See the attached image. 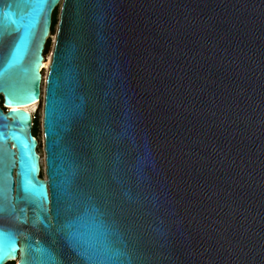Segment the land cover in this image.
<instances>
[{
	"label": "water",
	"instance_id": "water-1",
	"mask_svg": "<svg viewBox=\"0 0 264 264\" xmlns=\"http://www.w3.org/2000/svg\"><path fill=\"white\" fill-rule=\"evenodd\" d=\"M0 0V264H264V0Z\"/></svg>",
	"mask_w": 264,
	"mask_h": 264
},
{
	"label": "rangeland",
	"instance_id": "rangeland-1",
	"mask_svg": "<svg viewBox=\"0 0 264 264\" xmlns=\"http://www.w3.org/2000/svg\"><path fill=\"white\" fill-rule=\"evenodd\" d=\"M60 10H61V6L59 5L55 11V26L50 34L49 40H48V46H47V50H46V58L49 56H52V51H53V47H54V42H55V38H56V34H57V27H58V22H59V16H60ZM42 107H43V101L41 102L40 105H38V107L36 108V110L32 113V117L36 126V139L38 141V148H37V152L40 156V161L41 159H43L44 162V149H43V132H42ZM45 169V166H43ZM40 177L42 179H45V173L44 171H42V174H40ZM12 264V263H9ZM15 264V263H13Z\"/></svg>",
	"mask_w": 264,
	"mask_h": 264
},
{
	"label": "bare ground",
	"instance_id": "bare-ground-1",
	"mask_svg": "<svg viewBox=\"0 0 264 264\" xmlns=\"http://www.w3.org/2000/svg\"><path fill=\"white\" fill-rule=\"evenodd\" d=\"M62 1L63 0L60 1L59 5H61ZM54 44H55V42H54ZM43 57H44V61H43V67L41 69L42 81H41V96H40V101L38 103L32 105V106H29V107L25 108L28 112H30L31 115L36 110V108L38 107V105H40L41 102L44 100L45 88H46V79H47V75H48V71H49V66L51 64L52 56H49V57L46 58V56L43 55ZM43 145H44V139H43ZM43 149H44V147H43ZM43 166H45V160L43 162V159H41V161H40V174H42V171H44V173H45V169H43L44 168ZM39 177H40V175H39Z\"/></svg>",
	"mask_w": 264,
	"mask_h": 264
},
{
	"label": "trees",
	"instance_id": "trees-1",
	"mask_svg": "<svg viewBox=\"0 0 264 264\" xmlns=\"http://www.w3.org/2000/svg\"><path fill=\"white\" fill-rule=\"evenodd\" d=\"M56 11V10H55ZM55 11H54V13H53V15H52V26H51V32H52V30H53V28H54V26H55ZM47 46H48V41H47V43H46V46H45V50H44V52H43V55H45L46 54V50H47ZM1 105V104H0ZM33 130H32V134H33V136L36 138V126H35V123H34V120H33ZM13 264V263H12Z\"/></svg>",
	"mask_w": 264,
	"mask_h": 264
},
{
	"label": "built area",
	"instance_id": "built-area-1",
	"mask_svg": "<svg viewBox=\"0 0 264 264\" xmlns=\"http://www.w3.org/2000/svg\"><path fill=\"white\" fill-rule=\"evenodd\" d=\"M38 148V147H37Z\"/></svg>",
	"mask_w": 264,
	"mask_h": 264
}]
</instances>
